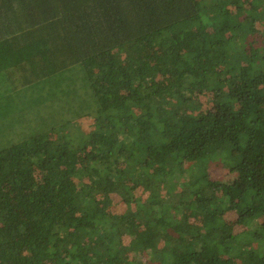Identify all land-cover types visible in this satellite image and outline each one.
<instances>
[{"label":"trees","instance_id":"obj_1","mask_svg":"<svg viewBox=\"0 0 264 264\" xmlns=\"http://www.w3.org/2000/svg\"><path fill=\"white\" fill-rule=\"evenodd\" d=\"M0 51L79 121L0 151V264H264V0H0Z\"/></svg>","mask_w":264,"mask_h":264},{"label":"rangeland","instance_id":"obj_2","mask_svg":"<svg viewBox=\"0 0 264 264\" xmlns=\"http://www.w3.org/2000/svg\"><path fill=\"white\" fill-rule=\"evenodd\" d=\"M1 53L0 151L37 134L52 133L53 128L68 121L79 122L74 119L76 106H67L66 93L67 89L77 87V74L70 72L52 81H35L30 73L17 69L21 63L17 52ZM79 93L83 94L81 90Z\"/></svg>","mask_w":264,"mask_h":264}]
</instances>
